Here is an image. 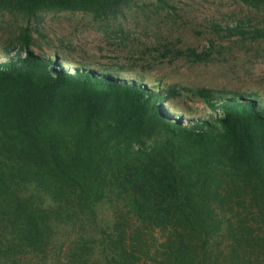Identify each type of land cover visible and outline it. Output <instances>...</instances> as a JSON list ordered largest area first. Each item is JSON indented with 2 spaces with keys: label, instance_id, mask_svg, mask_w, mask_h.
Listing matches in <instances>:
<instances>
[{
  "label": "trees",
  "instance_id": "1",
  "mask_svg": "<svg viewBox=\"0 0 264 264\" xmlns=\"http://www.w3.org/2000/svg\"><path fill=\"white\" fill-rule=\"evenodd\" d=\"M131 2L0 0V12L116 17ZM255 19L213 32L264 40ZM31 32L21 27L0 51V264H264L258 93L64 67L32 50ZM212 48L174 58L206 62ZM182 92L212 112L172 115L166 104Z\"/></svg>",
  "mask_w": 264,
  "mask_h": 264
},
{
  "label": "rangeland",
  "instance_id": "2",
  "mask_svg": "<svg viewBox=\"0 0 264 264\" xmlns=\"http://www.w3.org/2000/svg\"><path fill=\"white\" fill-rule=\"evenodd\" d=\"M247 16L264 26V9L238 0H132L116 17L88 12L43 11L35 17L0 12V51L21 27H29L32 50L64 67L119 71L152 87L211 88L258 93L264 99V40L225 41L213 25ZM206 62L174 58L178 50H208ZM166 104L170 113L198 117L212 111L190 93ZM192 112L194 114L189 113Z\"/></svg>",
  "mask_w": 264,
  "mask_h": 264
}]
</instances>
